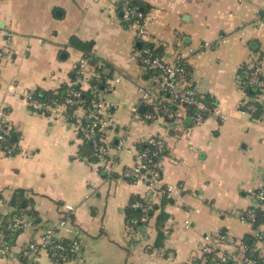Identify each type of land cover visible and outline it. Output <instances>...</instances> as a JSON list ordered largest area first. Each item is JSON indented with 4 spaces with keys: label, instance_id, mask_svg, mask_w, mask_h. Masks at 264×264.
Instances as JSON below:
<instances>
[{
    "label": "crops",
    "instance_id": "crops-1",
    "mask_svg": "<svg viewBox=\"0 0 264 264\" xmlns=\"http://www.w3.org/2000/svg\"><path fill=\"white\" fill-rule=\"evenodd\" d=\"M131 1L0 0V108L10 127V140L0 142V213L26 221L15 233L0 229V264H189L206 258L203 246L214 243L215 232L224 235L216 246L231 264H245L248 244L264 234V221L243 216L264 210V0H136L142 17L127 18ZM73 38L92 42L90 53ZM149 48L190 70L207 105L200 123L192 119L196 106L192 114L176 106L172 118H145L151 104L141 87L151 72L142 56ZM244 65L262 68L256 96L242 88ZM76 84L87 92L104 87L109 171L81 135L87 108L28 105L37 89ZM253 102L260 113L249 109ZM154 136L165 141L157 188L126 174L141 142ZM135 196L144 211L156 206L140 225L126 216ZM50 226L62 240L81 242L70 261L56 263L45 249L25 253Z\"/></svg>",
    "mask_w": 264,
    "mask_h": 264
},
{
    "label": "built area",
    "instance_id": "built-area-1",
    "mask_svg": "<svg viewBox=\"0 0 264 264\" xmlns=\"http://www.w3.org/2000/svg\"><path fill=\"white\" fill-rule=\"evenodd\" d=\"M127 1V0H126ZM125 16L128 18L132 15L138 18L142 17L137 6H131L129 4L125 5L124 8ZM2 56V52H0ZM142 63L144 67L151 72V77L149 83L141 87V99L144 102L151 104V109L144 114L147 120L157 119L159 117L172 118L175 116L174 107L179 106H196L198 112L192 114V119L195 123H200L203 120V111L206 110L207 105L204 100V96L199 94L191 83V72L184 65L180 63L168 62L163 56L155 55L150 49L143 50ZM251 71H247L248 82L251 85L261 86L263 84L262 80V68L260 65H251ZM153 73V74H152ZM98 99L92 101V107L94 111L88 113V117L92 118V122L89 125L84 126L82 122L79 123V128L83 132L86 139H93L95 141L96 151L95 156L103 164L106 170H111L113 161L109 159L110 145L107 143L104 137L95 138L97 130L103 131L104 128L109 124V119L106 118V106L103 100V92L96 88L94 91ZM71 94L80 96L81 92L78 90H73ZM69 103H82V100H76L68 98ZM28 105L34 110L48 112L52 107H60V103H45L38 99L32 97V94L28 95ZM249 109L252 111L256 110L255 105H250ZM9 125L5 119V112L0 108V142H6L9 139ZM123 140L119 142V146L123 145ZM147 142L152 143L156 150L154 155L158 158L152 161V158L148 157V150L143 152H136L135 164L129 169L126 174L134 176L136 178H143L149 182V184L155 188L160 177V167L159 160L161 155H159L160 150L165 147V141L163 137L154 136L147 140ZM8 152L14 149V146H5ZM152 163L150 167L148 164ZM259 201L262 203L264 201V185L262 186L259 194ZM135 207L144 206L140 202L134 203ZM67 209L72 210L73 206L67 205ZM249 220L253 221L255 214L249 212ZM245 219V218H244ZM4 220L0 218V229L3 227ZM26 221L22 214L11 215L7 218L5 224V229L11 231L12 233L20 231ZM138 219L133 220V224L137 225ZM64 224L62 220L58 227ZM215 237V238H214ZM214 243H207L203 246V251L212 254L210 262L208 259L196 260L190 262L189 264H224L230 259L228 254L221 252L216 246L220 240H225L224 235L220 232H215ZM257 243L251 248L255 252L258 258H261L262 252H264V234L257 232ZM61 237L58 234L56 227H49L43 231L40 240H32L28 243L25 253L34 254L41 249L47 250L56 263H63L70 261L75 255H77L81 250V242L78 238H73L72 243L69 245H64L61 243ZM247 249V248H246ZM243 261L245 264H255L256 259L243 254Z\"/></svg>",
    "mask_w": 264,
    "mask_h": 264
},
{
    "label": "trees",
    "instance_id": "trees-1",
    "mask_svg": "<svg viewBox=\"0 0 264 264\" xmlns=\"http://www.w3.org/2000/svg\"><path fill=\"white\" fill-rule=\"evenodd\" d=\"M130 5L131 6H135V5H138V3H137L136 0H133V1L130 2ZM71 42L74 43L75 45L79 46L80 48L84 49L86 52L90 53L91 48H92V42H83V41H80V40H78L76 38H73ZM150 50L152 51V49H150ZM152 53L155 54L154 51H152ZM155 55H157V54H155ZM251 70L252 69L248 68L247 65L242 66V68L239 69V77H240L241 85H242V88L244 89V91L250 96H256L260 92V86L249 84L247 71H251ZM150 72H153V71H150ZM98 88L100 90L104 91V87H102L101 85L98 86ZM73 90L80 91L81 92L80 96H76L74 94H71V92ZM32 97L35 98V99H38V100H40L42 102L52 103V104L53 103H60V102H63V101H67L68 98H72V99H76V100L80 99V100H82L81 104L85 108H87V115H88V113L90 111H94V108L92 107V101L94 99H98V96H97V94L95 92L84 91L78 84L73 85V86L63 85L61 88L58 89L57 92L53 91V90L37 89V90H35L32 93ZM76 105H78V104H76ZM252 105L256 106L255 114L258 113V112L260 113V111H262V106L260 104L258 105L256 102H253ZM188 108H189L191 114L195 110V107L192 106V105H188ZM91 122H92V118H90L88 116H87V118H84L83 121H82L84 126L91 124ZM80 132H81L82 137L85 140V144L89 145L90 148H91L90 149L91 157L93 159H97V157L95 156V151H96L95 141L93 139H90V140L86 139L84 134H83V132L81 130H80ZM100 136H101V131L97 130L95 138H99ZM9 140L4 142V144H7ZM164 149L165 148L163 147V149L160 150L159 155L162 156L164 154ZM145 150H148V157L152 158V161L157 160L158 156L154 155V151L156 150V147L152 143L147 142V141L141 142L140 147L138 149V152H143ZM151 164L152 163H149L148 167H150ZM21 194H22V191H19L16 194V196L14 197V199L12 201L13 204H15L17 206H19L21 204V198H20ZM136 202H140L143 205H145L144 201L140 197H136V196L133 197V199L131 201V204L126 208V216H127V221L129 223H132L133 220L138 219L137 225L138 224L140 225V224L144 223V221L142 220V217L144 215L152 216L154 214V210L156 209V206H153V208H150L147 211H144L143 208H142L143 206L142 207L133 206L134 203H136ZM249 212H246L243 215L246 220L251 219V218H249V215H250ZM251 212H253L255 214V218L253 220L254 224L255 223L257 224L259 222L264 221V210L258 209V208H253L251 210ZM14 214H17V213H14ZM1 215L2 214L0 213V218L2 217ZM166 217H167V215H166L165 212H162L160 217H159V221H158V228H159V234H158V239H159L158 241L159 242L158 243L159 244L162 241V238L164 237V232L162 230V225H163L164 220L166 219ZM7 218H8V216L6 218L2 219V220H4V223H3V227L4 228H5V224L7 222ZM9 232H11V231H9ZM61 243L64 244V245H69V244L72 243V240H61ZM250 244H248V246H249L248 256L256 259V263L255 264H261L260 258H258L257 254L251 250L252 247L250 246ZM206 258L208 259V261L211 260L210 259L211 255L206 253ZM224 264H231V261L227 260V262H225Z\"/></svg>",
    "mask_w": 264,
    "mask_h": 264
}]
</instances>
